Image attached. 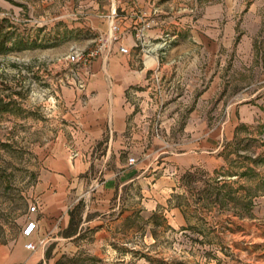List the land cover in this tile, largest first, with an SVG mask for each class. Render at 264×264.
Here are the masks:
<instances>
[{
    "label": "crops",
    "instance_id": "1",
    "mask_svg": "<svg viewBox=\"0 0 264 264\" xmlns=\"http://www.w3.org/2000/svg\"><path fill=\"white\" fill-rule=\"evenodd\" d=\"M0 2L36 23L24 41L53 43L57 58L93 47L112 24L121 36L86 66L63 61L56 96L69 111L67 125L33 186L37 209L27 208L26 221L36 228L23 236L25 221L12 242L0 244V264H55L65 253L89 250L92 243L79 237L87 228L108 248V233L119 234L133 197L150 215L163 205L171 227L186 226L180 206L167 203L172 192H185L192 170L205 171L203 186L215 192L233 179L241 200L264 198V149H226L240 138L264 144V0ZM149 19L155 23L142 41L137 28ZM234 158L249 161L232 167ZM92 170L88 190L70 197L78 176ZM251 171L254 181L246 177ZM130 187L139 193H125ZM91 196L104 204L102 218L93 227L85 205L72 224L73 202ZM30 241L34 250L25 247Z\"/></svg>",
    "mask_w": 264,
    "mask_h": 264
},
{
    "label": "rangeland",
    "instance_id": "2",
    "mask_svg": "<svg viewBox=\"0 0 264 264\" xmlns=\"http://www.w3.org/2000/svg\"><path fill=\"white\" fill-rule=\"evenodd\" d=\"M14 9H6L0 2V21L5 20V30L11 31L7 49L0 52V105L5 106L0 109V244L12 242L28 217V206L36 204L33 186L43 172L42 163L50 160L51 149L60 144L67 125L64 115L69 112L58 105L56 96L65 65L63 58L52 55L53 43L38 45L27 41L22 48L15 46V40L30 32L35 34L37 27ZM262 144L259 140L240 138L226 149H242L246 145L264 149ZM231 161L232 167L239 168L249 160ZM189 173L190 183L185 192H172V200L167 203L168 207L180 206L186 226L172 222L171 227L163 216V205L150 215L133 197L125 203V210L130 213L119 234L116 228L108 233V248L101 245L105 239L99 231L89 232L87 228L79 237L92 243L89 250L65 253L58 264H264V198L241 200L232 194L236 191L228 182L232 179L221 183L219 199H199L196 193L206 187L203 185L207 174L202 170ZM96 174L92 170L78 176L82 180L78 179L70 197L87 191L89 179ZM246 177L255 179L252 171ZM138 189L130 187L125 193L137 195ZM228 190L230 196L226 195ZM85 205L89 207L88 216L95 218V227L102 218L104 204L93 196L86 203L73 202L74 223L80 221Z\"/></svg>",
    "mask_w": 264,
    "mask_h": 264
},
{
    "label": "built area",
    "instance_id": "3",
    "mask_svg": "<svg viewBox=\"0 0 264 264\" xmlns=\"http://www.w3.org/2000/svg\"><path fill=\"white\" fill-rule=\"evenodd\" d=\"M153 19H149L148 21L144 22L140 27L137 28L136 35L139 39L143 41L144 33L147 28L152 26L154 24ZM121 36L119 34V27L115 24H112L108 33L104 37H99L96 44L93 47L80 49L75 48L72 49L70 53H68L63 60L79 65V66H86L88 65L94 58L99 56L102 51L106 48L107 43H114L118 42L120 40ZM119 50L122 53H127V49L124 46H119ZM127 162L129 165L133 164L135 162V159L133 157H128ZM37 205L32 204L28 207L29 212L36 211ZM36 228V221L33 219H28L23 226L21 232L22 235L25 237H29L32 235ZM41 244L44 243L43 240L40 241ZM26 249L34 250L36 248V245L33 242H28L25 244Z\"/></svg>",
    "mask_w": 264,
    "mask_h": 264
},
{
    "label": "trees",
    "instance_id": "4",
    "mask_svg": "<svg viewBox=\"0 0 264 264\" xmlns=\"http://www.w3.org/2000/svg\"><path fill=\"white\" fill-rule=\"evenodd\" d=\"M6 24L8 26V23L5 20L0 21V52H2V51L7 49V40H8L9 34L11 33L10 29L9 30H5L7 28ZM14 43L17 44L15 46H17L18 48H22V47L25 46L24 44L26 43V41H24L23 38H19L18 40H15ZM4 107L2 105H0V109L1 108L4 109ZM185 178H186V181L188 183H190L191 174L188 173ZM220 192H221V190H220V187H219V190H217L215 192V195L213 196V193H214L213 187L210 185V186H206L202 190L198 191V193H196V194H197V197L199 199L202 198L203 196L206 197V198H211L213 196V197H216L215 199H217V198L219 199L220 198ZM230 192L231 191L227 192L226 195L230 196L231 195ZM231 198H234V197L231 196ZM70 214H71V217H72V224H75L73 216H72V211H70ZM55 264H58V262H56ZM73 264H78V263L76 261Z\"/></svg>",
    "mask_w": 264,
    "mask_h": 264
}]
</instances>
